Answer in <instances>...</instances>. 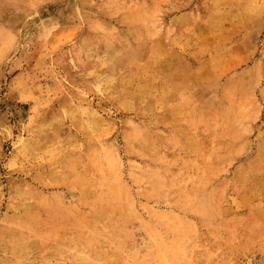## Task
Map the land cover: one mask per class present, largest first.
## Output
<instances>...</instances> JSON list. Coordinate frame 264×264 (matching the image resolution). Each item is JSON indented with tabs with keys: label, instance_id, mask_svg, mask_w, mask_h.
Here are the masks:
<instances>
[{
	"label": "rangeland",
	"instance_id": "1",
	"mask_svg": "<svg viewBox=\"0 0 264 264\" xmlns=\"http://www.w3.org/2000/svg\"><path fill=\"white\" fill-rule=\"evenodd\" d=\"M91 237L264 264V0H0V264Z\"/></svg>",
	"mask_w": 264,
	"mask_h": 264
},
{
	"label": "bare ground",
	"instance_id": "2",
	"mask_svg": "<svg viewBox=\"0 0 264 264\" xmlns=\"http://www.w3.org/2000/svg\"><path fill=\"white\" fill-rule=\"evenodd\" d=\"M102 199H104V198H102ZM98 238L99 237H96V238L91 237V238H86L85 240H83L84 242H83V245L81 246V250L84 251V253L86 255V259L82 262V264H120L115 259L114 260L108 259L106 257V255H103V246L99 242ZM165 257H167V256H165ZM168 258H166L167 260H163L164 258L161 259L158 257V259H161L158 262V264H180L182 261V255L180 254L179 251H178V254H175V252L171 253L170 258L169 259ZM6 263L7 264H18V263H12L10 261L6 262ZM205 263H208V261H206Z\"/></svg>",
	"mask_w": 264,
	"mask_h": 264
}]
</instances>
